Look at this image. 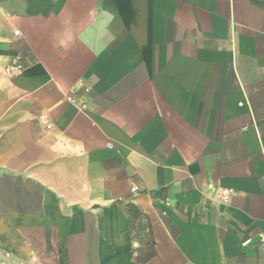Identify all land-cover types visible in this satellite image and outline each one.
<instances>
[{
  "label": "crops",
  "instance_id": "crops-1",
  "mask_svg": "<svg viewBox=\"0 0 264 264\" xmlns=\"http://www.w3.org/2000/svg\"><path fill=\"white\" fill-rule=\"evenodd\" d=\"M0 263L264 264V0H0Z\"/></svg>",
  "mask_w": 264,
  "mask_h": 264
},
{
  "label": "built area",
  "instance_id": "built-area-1",
  "mask_svg": "<svg viewBox=\"0 0 264 264\" xmlns=\"http://www.w3.org/2000/svg\"><path fill=\"white\" fill-rule=\"evenodd\" d=\"M14 69H19V67L18 66L11 67V68L8 69V71H12ZM136 191H137V189H134L133 190V192H136ZM231 194H232V191L231 190H223V192H222V199L225 200V201L228 200L230 198ZM0 264H3V263H0Z\"/></svg>",
  "mask_w": 264,
  "mask_h": 264
}]
</instances>
